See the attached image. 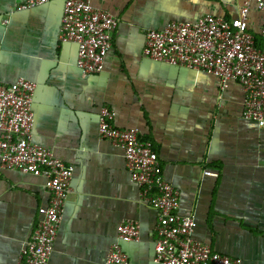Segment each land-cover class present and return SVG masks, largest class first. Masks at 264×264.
<instances>
[{"label":"crops","instance_id":"0c3cea01","mask_svg":"<svg viewBox=\"0 0 264 264\" xmlns=\"http://www.w3.org/2000/svg\"><path fill=\"white\" fill-rule=\"evenodd\" d=\"M243 1L90 0L119 24L102 71L83 77L76 45L60 39L63 0L23 11L25 0H0V83H35L34 140L74 168L47 264H103L127 220L139 225V239L121 243L129 264H159L157 211L130 181L123 149L100 138L103 107L117 128L152 143L178 192V214L195 217V240L241 264H264V128L243 119L240 85L142 52L148 30L208 14L234 18ZM263 25L252 4L249 31L261 37ZM48 201L42 177L0 167V264H16Z\"/></svg>","mask_w":264,"mask_h":264},{"label":"built area","instance_id":"2783aa9c","mask_svg":"<svg viewBox=\"0 0 264 264\" xmlns=\"http://www.w3.org/2000/svg\"><path fill=\"white\" fill-rule=\"evenodd\" d=\"M48 0H25L18 11L41 6ZM252 4L264 16V0H244L237 17L226 19L205 15L192 23L172 22L146 32L143 55L168 66L216 77L222 86L237 82L243 93L242 117L264 128V50L255 46L249 31ZM118 20L94 8L90 0H63L60 39L77 47L76 66L83 77L98 74L111 48ZM264 39V25L261 29ZM36 85L24 78L0 83V167L8 171L42 177L49 201L42 218L21 249L16 264H47L65 205L71 194L73 166L54 156L34 140L33 96ZM115 112L103 107L98 115V134L123 149L130 181L140 198L157 211L154 260L159 264H241L237 258L212 251L193 238L196 228L192 214H178V192L163 176L158 155L150 141L136 129H119L113 124ZM215 177L216 173L205 171ZM103 264H129L121 243L139 239V225L127 220L116 228Z\"/></svg>","mask_w":264,"mask_h":264},{"label":"trees","instance_id":"16d2710c","mask_svg":"<svg viewBox=\"0 0 264 264\" xmlns=\"http://www.w3.org/2000/svg\"><path fill=\"white\" fill-rule=\"evenodd\" d=\"M254 41H255V46L264 50V39H262V37L258 36V35H254Z\"/></svg>","mask_w":264,"mask_h":264}]
</instances>
